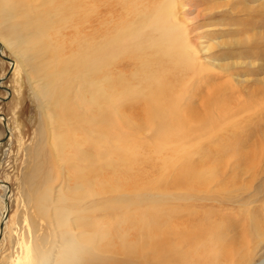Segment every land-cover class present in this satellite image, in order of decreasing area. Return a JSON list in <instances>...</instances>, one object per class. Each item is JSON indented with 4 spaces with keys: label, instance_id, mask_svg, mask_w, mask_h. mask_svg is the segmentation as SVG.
Here are the masks:
<instances>
[{
    "label": "rangeland",
    "instance_id": "obj_1",
    "mask_svg": "<svg viewBox=\"0 0 264 264\" xmlns=\"http://www.w3.org/2000/svg\"><path fill=\"white\" fill-rule=\"evenodd\" d=\"M83 1L98 3L99 20L94 22L99 26L98 34L102 42L115 47L118 92L117 153L110 162L104 155L102 179L98 181V187L108 191L95 203L100 223H93L89 235L86 229L72 225L74 235L88 236L81 242L89 244L90 261L97 263L104 255H114L117 261L111 264H133L122 254L94 249L90 231H95V236L103 229L113 234L121 231L117 227L129 228L131 225L124 223L130 217L136 221L143 213H153L156 219L161 213L158 221L165 226L180 221L201 229L182 244V238L162 241L164 261L173 259L165 255L178 254L187 264H216L231 255L248 253L255 255L254 261L258 258L254 264L263 261L264 0ZM22 6L19 0H0V113L10 129V136L0 142V179L9 184V219L0 241V264H13L25 247L34 249L43 235L49 264H62L58 259L65 245L53 216L55 207L61 205L57 198L61 199L74 182L70 177L76 167L64 160L42 165L43 176L50 172L52 179L48 181L51 202L41 209L39 181L35 179L34 185L31 181L41 129L38 93L42 83H47L43 76L56 67L55 59L39 58L35 49L24 51L13 35V25L23 28L25 22L17 14L29 6ZM56 24L53 21L52 27ZM63 34L70 38L73 31L63 29L60 37ZM144 34L147 41L141 47ZM33 68L39 76L34 75ZM4 132L0 118V136ZM222 133L228 136V148L219 143L223 141L217 135ZM204 134L217 138L208 147H198L191 160L199 166L219 152L215 154L220 155L217 162L223 160L228 166L222 173L226 183L219 185L220 192L213 191L210 200L167 199L165 185L183 176L185 157L194 149V138ZM107 163H113L114 170ZM1 184L0 220L4 218L7 192ZM145 192L147 203L123 211L126 197L136 201ZM146 206L154 209L141 210ZM164 213L171 223L164 221ZM72 218L76 219L75 213ZM76 259L70 264H84L79 255ZM145 264L165 263L149 253Z\"/></svg>",
    "mask_w": 264,
    "mask_h": 264
},
{
    "label": "bare ground",
    "instance_id": "obj_2",
    "mask_svg": "<svg viewBox=\"0 0 264 264\" xmlns=\"http://www.w3.org/2000/svg\"><path fill=\"white\" fill-rule=\"evenodd\" d=\"M19 2L20 4L22 3V7L29 6V8L18 12L17 15L24 19L25 22L23 28H17L13 25V35L21 41L24 51L35 49L38 56H40L39 58L46 59L50 57L55 59L54 64L56 67L52 73H47L46 76H43L47 78V83H42L38 93L42 108L41 129L40 133L38 132L40 138L37 152H35L37 153V156L35 155L37 158L36 163L32 167L31 181L33 185L35 179L39 181L38 188L39 192L42 193L41 202L43 204L41 209L47 207L51 202L48 196L50 193L48 181L52 179V173L50 172L45 173L43 176L42 165L46 167L47 164L51 165L57 161L64 160L73 163L76 167L70 177L74 182L72 181L73 184L70 185L67 193L61 199L57 198L61 205L55 207L56 212L53 216V222L58 228L56 229L61 231L62 243L65 245L58 262L70 264L77 260L76 258L79 255L84 264L115 263L117 258L114 255H104V259L100 262H91L87 255L89 244H82L81 242L82 238H88V236L79 238V235H74L75 233L72 231V225H75L79 229H86L85 231L89 235L88 231L92 228L93 223L99 225L100 220H96V211L99 207L95 203L100 202V198L108 192L106 190L102 191L98 187V181L102 179L101 168L104 155H108L107 160L110 162L115 160L113 156H116L117 153L115 151L117 145L115 129L118 92L115 47L111 42H102L100 39L98 34L99 26L96 25V21L99 20L96 17L98 15L97 2L95 4L93 1L88 3L89 1L83 0H19ZM53 21L57 23L55 28L52 27ZM18 23L16 24L18 25ZM91 26H95V28L91 30ZM45 27L50 29L51 33ZM67 28L72 29V36L68 38L63 34L60 37L61 31ZM106 31L111 33L110 29ZM54 35L58 36V41ZM135 37H137V34L134 35L133 32V39ZM141 39L140 46L143 47L147 41L146 34L142 35ZM103 43L105 44L103 45ZM41 67L43 70L42 65ZM51 67L53 66L51 65ZM33 72L36 76L40 75L36 68H33ZM6 126L8 127L7 120ZM217 136H221L220 140L223 141L219 143L224 144L225 148H228L226 144L228 136L225 137L224 133ZM215 137L216 135L204 134L194 138V143L192 142L194 145H191L194 149H189L187 157L184 156L187 160V165L184 167L183 176H177L175 180L170 181L164 187L166 191L164 194L167 199H178L181 201H190L191 199L196 201L200 199L204 201L212 199L210 196L213 191H221V188L218 187L226 183V178L225 176L222 177V173H226L228 166L223 160L217 162L220 155H215L216 152L209 159H205L199 166L191 160V155L198 153V147H208L212 144L210 143L211 141L216 140L214 139ZM204 139H210V141L206 140L204 142ZM202 140L203 142H201ZM50 143L53 146L52 148ZM207 163H210V165L206 166ZM107 166L111 167L110 170H114L113 163H107ZM105 171L108 172V169ZM1 185L7 191L8 187L6 184L3 183ZM179 190L189 191L185 193ZM145 193L136 201L126 197L123 211L131 209L134 205L147 203L149 198L147 193ZM8 198L7 194V200ZM151 208L153 207L146 206L141 210L150 212ZM5 211H7V207ZM74 213L76 214V219L72 218ZM8 215L9 207L7 216L4 219L0 241L4 236V228L9 219ZM158 216L159 214L156 219L153 213H147V215L143 213L138 218L139 220L137 219V223V220L134 221L135 217H130L124 223V226L125 224L131 226L127 227V229H122V226L117 227L116 230L121 231H114L113 234H107L106 231L109 230L103 228L97 236H95V231H90V236L93 238V247L105 253L122 254V258L132 261L133 264L147 263L149 253L158 257L165 264H187L188 262L185 258L178 254L165 255L173 257V259L164 261L160 243L162 241L168 243L171 240L182 238L179 242L182 244L188 241L192 234L195 233L194 236H196L201 229L197 231L198 225L189 226L186 221V223L177 221L178 223L172 224L173 226L168 224L165 226V224L162 225L163 222L158 221V219H161V213L159 218ZM164 217V221L167 220L171 223L172 219H166L165 213ZM260 229L264 231V227L261 225ZM46 242L44 235L39 236L34 249L25 247L22 255L14 258L13 264H49ZM55 244V241H53L52 245ZM254 256L250 253L241 257L231 255L216 264H254L258 260L257 258L254 261ZM257 264H264V260Z\"/></svg>",
    "mask_w": 264,
    "mask_h": 264
},
{
    "label": "water",
    "instance_id": "obj_3",
    "mask_svg": "<svg viewBox=\"0 0 264 264\" xmlns=\"http://www.w3.org/2000/svg\"><path fill=\"white\" fill-rule=\"evenodd\" d=\"M10 70H11V69H10ZM10 70H9V71H10ZM0 117H1V119H2V121H3L4 126H5V132H4V135H3V136H0V142H2V141H4V140L8 137V135H9V128L6 126V119H5V116H4L2 113H0ZM0 182L6 184V185L8 186V188H9V184H8L7 181H4V180H1V179H0ZM8 188H7L6 196H5V198H4V199H5V205H6V207H7V211H5V214L3 215L4 218L0 220V236H1V233H2V231H3L2 229H3V226H4V219L6 218L7 213H8V207H9V202H8V200H7Z\"/></svg>",
    "mask_w": 264,
    "mask_h": 264
}]
</instances>
